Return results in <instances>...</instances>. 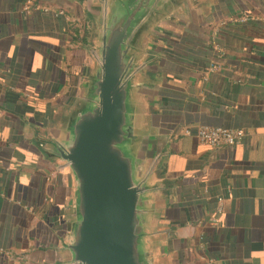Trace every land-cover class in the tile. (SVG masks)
Wrapping results in <instances>:
<instances>
[{"label":"crops","instance_id":"1","mask_svg":"<svg viewBox=\"0 0 264 264\" xmlns=\"http://www.w3.org/2000/svg\"><path fill=\"white\" fill-rule=\"evenodd\" d=\"M27 1L0 0V264H57L65 188L30 129L74 96L91 23L79 1L29 0L25 11ZM178 18L149 60L175 264H264V0H216ZM185 126L190 136L177 132ZM203 126L245 135L209 147Z\"/></svg>","mask_w":264,"mask_h":264},{"label":"water","instance_id":"2","mask_svg":"<svg viewBox=\"0 0 264 264\" xmlns=\"http://www.w3.org/2000/svg\"><path fill=\"white\" fill-rule=\"evenodd\" d=\"M89 19L85 74L33 144L65 188L68 230L57 264H175L161 161L167 138L152 121L155 68L166 26L216 0H75Z\"/></svg>","mask_w":264,"mask_h":264},{"label":"built area","instance_id":"3","mask_svg":"<svg viewBox=\"0 0 264 264\" xmlns=\"http://www.w3.org/2000/svg\"><path fill=\"white\" fill-rule=\"evenodd\" d=\"M29 0L23 6L25 11H30ZM246 16L240 18V20H246ZM210 71H214V66L209 67ZM185 136H190L192 130L190 128H185L181 132ZM197 140L200 144L209 147H219L221 145H235L242 137L245 135L244 131L241 129L230 128V127H207L203 126L197 130ZM222 201V198H219ZM222 206H218V212H221Z\"/></svg>","mask_w":264,"mask_h":264},{"label":"trees","instance_id":"4","mask_svg":"<svg viewBox=\"0 0 264 264\" xmlns=\"http://www.w3.org/2000/svg\"><path fill=\"white\" fill-rule=\"evenodd\" d=\"M184 128H190V126H185V127H183V128L181 127V128H179V129H178V131H177V132H179V131L183 130ZM191 130H192V129H191Z\"/></svg>","mask_w":264,"mask_h":264}]
</instances>
